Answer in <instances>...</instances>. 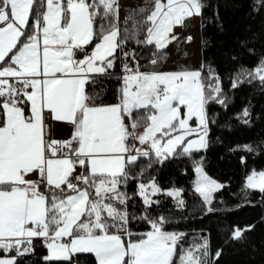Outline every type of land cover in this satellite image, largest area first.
Returning a JSON list of instances; mask_svg holds the SVG:
<instances>
[{
	"label": "snow or ice",
	"instance_id": "obj_1",
	"mask_svg": "<svg viewBox=\"0 0 264 264\" xmlns=\"http://www.w3.org/2000/svg\"><path fill=\"white\" fill-rule=\"evenodd\" d=\"M204 8L202 0H143L121 27L120 0H0V264H29L38 246L46 254L32 264H79L82 254L95 264L219 259L209 237L186 243L188 233L151 215L162 192L183 208L181 191L141 179L156 164L206 149L208 107L227 106L213 69L158 70L169 45L192 40L175 29ZM130 42L149 49L147 65L135 48L126 50ZM102 80L119 81L114 102L105 101ZM254 80L264 85V58L241 66L231 88ZM58 124L71 128L67 138H55ZM193 164L195 193L204 214L213 213L224 185L205 173L202 158ZM130 181L140 216L129 211ZM245 188L264 194V171L253 170ZM133 221L149 229L133 231ZM253 228L236 227L229 239Z\"/></svg>",
	"mask_w": 264,
	"mask_h": 264
},
{
	"label": "trees",
	"instance_id": "obj_2",
	"mask_svg": "<svg viewBox=\"0 0 264 264\" xmlns=\"http://www.w3.org/2000/svg\"><path fill=\"white\" fill-rule=\"evenodd\" d=\"M202 3L205 8L199 17L198 30L193 28L190 19L188 27L179 33L182 38L197 39L200 51L197 67L190 60V42L182 39L179 45L168 46V57L158 70L175 71L181 66L199 70L203 65L206 74L208 68L213 69L220 78L227 106L212 103L208 107L206 149L193 153L192 157L181 156L163 165L156 164L141 179L146 182L155 177L162 190L174 187L181 191L180 199L185 201L183 208L175 199L161 193L153 197L161 203L153 206L151 215L169 218L172 223L166 225L167 230L188 233L186 243L198 237H209L212 254L221 250L214 264H264V194L245 188L246 177L253 170L264 169V85L254 80L237 89L231 88V81L241 66L252 69L264 58V7L258 6V0H202ZM142 4L143 0H136L121 7V27H124L126 15ZM132 48L136 49L140 64L147 65L149 49L130 42L126 50ZM141 70L148 69L142 67ZM115 71L120 72L119 62ZM100 83L108 87L105 101L114 102L119 81L102 80ZM244 109L248 110V117L242 116ZM245 146H251L252 150L248 151ZM201 158L206 174L224 185L214 193V212L210 214H204L205 205L193 189V160ZM136 185L137 181H130L127 188L133 197L129 211L140 216L143 206L134 194ZM249 225L254 228L245 232L241 241L229 239L234 228L243 229ZM131 228L144 232L149 226L133 221ZM36 253L29 264L45 255L46 250L38 246ZM79 264H95L94 257L82 254Z\"/></svg>",
	"mask_w": 264,
	"mask_h": 264
},
{
	"label": "rangeland",
	"instance_id": "obj_3",
	"mask_svg": "<svg viewBox=\"0 0 264 264\" xmlns=\"http://www.w3.org/2000/svg\"><path fill=\"white\" fill-rule=\"evenodd\" d=\"M136 0H120V5H121V7L122 6H124V5H126V4H133L134 2H135ZM200 17V16H199ZM199 17H192L191 18V20H192V22H193V28L195 29V30H198V27H199V23H200V21H199ZM181 30H182V28H180V27H177L176 29H175V32L176 33H180L181 32ZM186 43H188V42H186ZM190 46H189V51H191V57H190V60L192 61V63H193V65L195 66V65H197L198 64V62H199V60H200V51L198 50V42H197V39L196 38H194V39H192L191 40V42L190 43H188ZM199 51V52H198ZM192 138H194V137H192ZM255 171H257V172H259V171H264V169L263 170H255ZM206 173V172H205ZM194 181H195V179H196V174H195V171H194ZM209 176V175H208ZM210 177V176H209ZM211 178V177H210ZM213 179V178H212ZM215 180V179H214ZM194 181H193V189H194ZM217 181V180H216ZM218 182V181H217ZM218 183H220V182H218ZM245 183H246V179H245ZM221 184V183H220ZM172 189H177V188H170V189H167V190H165V192L166 191H168V190H172ZM177 190H179V189H177ZM163 193V192H162ZM173 199H175V200H177V198H174V197H172ZM202 199V198H201Z\"/></svg>",
	"mask_w": 264,
	"mask_h": 264
},
{
	"label": "crops",
	"instance_id": "obj_4",
	"mask_svg": "<svg viewBox=\"0 0 264 264\" xmlns=\"http://www.w3.org/2000/svg\"><path fill=\"white\" fill-rule=\"evenodd\" d=\"M197 65H195L194 67H197ZM70 132L71 128L69 126L64 124H58L55 138H67L68 135H70Z\"/></svg>",
	"mask_w": 264,
	"mask_h": 264
}]
</instances>
